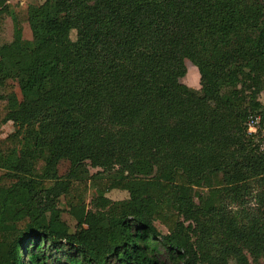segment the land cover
Returning a JSON list of instances; mask_svg holds the SVG:
<instances>
[{"label":"trees","instance_id":"16d2710c","mask_svg":"<svg viewBox=\"0 0 264 264\" xmlns=\"http://www.w3.org/2000/svg\"><path fill=\"white\" fill-rule=\"evenodd\" d=\"M27 23L0 45V264H264V1L44 0ZM86 167L118 174L90 208Z\"/></svg>","mask_w":264,"mask_h":264},{"label":"rangeland","instance_id":"374dc122","mask_svg":"<svg viewBox=\"0 0 264 264\" xmlns=\"http://www.w3.org/2000/svg\"><path fill=\"white\" fill-rule=\"evenodd\" d=\"M44 0H9L8 7L6 11L0 14V45L10 43L13 37L15 23H20L22 27V36L25 40H31V33L28 28L27 23V9L30 6H37L41 4ZM75 34H71V38L74 39ZM186 74L180 79V82L189 88L199 90V74L197 69L190 64L189 61H185ZM14 91L16 88L14 87ZM261 102L264 103V96L261 97ZM14 128L11 123H8L0 127V139L6 137L13 132ZM89 176H94L97 174L99 169H93L91 167H86ZM70 164L67 161H62L58 166V175L61 177L60 180H66L67 174L70 172ZM97 176L90 178L85 177L88 184V190L84 198L85 205L90 208L89 203L91 200L99 194L100 188L104 187L105 180L113 179L118 176L115 171L112 172H98ZM137 194H142V183L138 181ZM105 196L112 201H121L128 198V194L125 191L110 190L105 192ZM69 197L60 196L57 201V207L60 209L61 219L64 221L72 230L76 225L75 219L69 214L68 206ZM157 230L161 234H166V229L159 223H155Z\"/></svg>","mask_w":264,"mask_h":264},{"label":"built area","instance_id":"2783aa9c","mask_svg":"<svg viewBox=\"0 0 264 264\" xmlns=\"http://www.w3.org/2000/svg\"><path fill=\"white\" fill-rule=\"evenodd\" d=\"M258 124V120L251 121L249 124V133L256 132V126ZM260 151L264 153V129L262 130L261 141H260Z\"/></svg>","mask_w":264,"mask_h":264},{"label":"crops","instance_id":"0c3cea01","mask_svg":"<svg viewBox=\"0 0 264 264\" xmlns=\"http://www.w3.org/2000/svg\"><path fill=\"white\" fill-rule=\"evenodd\" d=\"M264 1V0H263Z\"/></svg>","mask_w":264,"mask_h":264}]
</instances>
